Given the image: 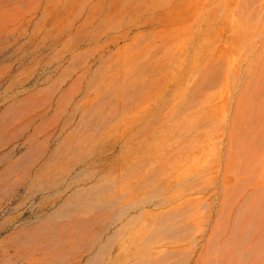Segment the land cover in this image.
I'll return each mask as SVG.
<instances>
[{
	"label": "rangeland",
	"instance_id": "obj_1",
	"mask_svg": "<svg viewBox=\"0 0 264 264\" xmlns=\"http://www.w3.org/2000/svg\"><path fill=\"white\" fill-rule=\"evenodd\" d=\"M0 264H264V0H0Z\"/></svg>",
	"mask_w": 264,
	"mask_h": 264
}]
</instances>
